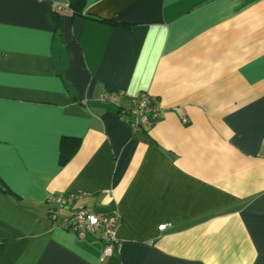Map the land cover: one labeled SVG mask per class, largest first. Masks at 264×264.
<instances>
[{
  "label": "crops",
  "instance_id": "1",
  "mask_svg": "<svg viewBox=\"0 0 264 264\" xmlns=\"http://www.w3.org/2000/svg\"><path fill=\"white\" fill-rule=\"evenodd\" d=\"M67 3L0 0V264H264V0ZM80 193L118 215L103 260L50 216Z\"/></svg>",
  "mask_w": 264,
  "mask_h": 264
},
{
  "label": "built area",
  "instance_id": "2",
  "mask_svg": "<svg viewBox=\"0 0 264 264\" xmlns=\"http://www.w3.org/2000/svg\"><path fill=\"white\" fill-rule=\"evenodd\" d=\"M61 10V6L57 7ZM124 96V95H122ZM128 108H122L120 117L127 119V122L137 131L149 130L154 122L161 115L160 106L148 93H141L137 97L128 100ZM186 120H184L185 122ZM87 194H55L47 199V203L52 205L50 216L57 221V226L67 232L74 234L78 239H86L90 235L99 232L105 249L102 260L111 256L118 246L116 237L117 214L103 215L91 212L87 208L72 207L71 204L77 199H84ZM169 227L163 224L158 227L159 231H164Z\"/></svg>",
  "mask_w": 264,
  "mask_h": 264
},
{
  "label": "trees",
  "instance_id": "3",
  "mask_svg": "<svg viewBox=\"0 0 264 264\" xmlns=\"http://www.w3.org/2000/svg\"><path fill=\"white\" fill-rule=\"evenodd\" d=\"M86 1L87 0H68L67 7L73 15L81 16L83 10L85 9ZM109 24L114 27L124 26L123 24H117L113 22H109ZM153 100L155 99L153 98ZM79 144L80 139L78 137H62L60 142V162L65 163L67 160H69V158L76 152ZM3 190L5 191L6 189L3 188Z\"/></svg>",
  "mask_w": 264,
  "mask_h": 264
},
{
  "label": "rangeland",
  "instance_id": "4",
  "mask_svg": "<svg viewBox=\"0 0 264 264\" xmlns=\"http://www.w3.org/2000/svg\"><path fill=\"white\" fill-rule=\"evenodd\" d=\"M66 195H69V194H66Z\"/></svg>",
  "mask_w": 264,
  "mask_h": 264
},
{
  "label": "bare ground",
  "instance_id": "5",
  "mask_svg": "<svg viewBox=\"0 0 264 264\" xmlns=\"http://www.w3.org/2000/svg\"><path fill=\"white\" fill-rule=\"evenodd\" d=\"M68 6V5H67Z\"/></svg>",
  "mask_w": 264,
  "mask_h": 264
}]
</instances>
